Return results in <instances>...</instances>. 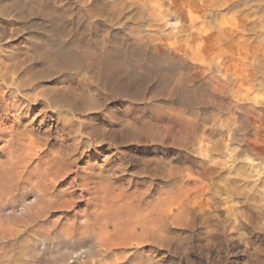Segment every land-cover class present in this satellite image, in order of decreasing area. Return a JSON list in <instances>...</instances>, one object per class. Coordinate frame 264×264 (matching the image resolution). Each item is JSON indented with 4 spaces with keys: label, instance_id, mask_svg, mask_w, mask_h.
I'll return each mask as SVG.
<instances>
[{
    "label": "rangeland",
    "instance_id": "374dc122",
    "mask_svg": "<svg viewBox=\"0 0 264 264\" xmlns=\"http://www.w3.org/2000/svg\"><path fill=\"white\" fill-rule=\"evenodd\" d=\"M32 47L100 136L0 186V264H264V0H0Z\"/></svg>",
    "mask_w": 264,
    "mask_h": 264
},
{
    "label": "bare ground",
    "instance_id": "6f19581e",
    "mask_svg": "<svg viewBox=\"0 0 264 264\" xmlns=\"http://www.w3.org/2000/svg\"><path fill=\"white\" fill-rule=\"evenodd\" d=\"M50 28L52 29V25ZM53 29L56 30V28ZM53 29L52 31L54 32ZM58 29L63 32V27ZM34 47L23 52L18 48H14L8 54H3L0 51V119L3 120L0 122L2 123L0 124V142L2 143L0 145V186L5 187V193L12 191L6 187L10 182L13 184L14 176L17 172L19 173L20 169H22L20 173L23 175H27L32 171L31 168L28 169L31 159L36 158L38 161L36 166L34 165L35 169L42 168L45 165L47 171L52 170L53 175L51 176L54 181L63 176L61 174L69 171L74 161L73 157L78 153L79 149L89 148L91 143L95 141V137L98 138L100 136V132L92 122L82 121V118L76 116L81 109L94 108L93 105L88 104L79 96L71 97V94L68 96L65 93V89L60 86L61 89L49 86L44 87L40 84L41 81L51 76L52 72L59 70L57 68L59 64L56 66V60L46 59L43 56L44 50L39 52ZM45 54L47 55V53ZM38 65L40 67H37ZM37 107H39L38 110H36ZM10 116H12V119H10ZM52 117L55 119H52ZM151 130L152 128L149 126L144 127L145 133ZM120 132L124 134H122L123 137L126 135L125 130L122 129ZM138 132V129L135 131L130 130L128 135L139 138ZM53 141L57 144L54 151L45 150ZM26 146L28 147L27 152L22 154L23 148ZM80 179L85 180L83 178ZM51 183H47V188L41 189L38 196L42 195L51 198L55 195L54 197H57V193L52 195ZM4 197L0 196V199ZM4 201L7 200L5 199ZM8 202V205L12 204L11 201ZM0 203H2L0 205H3L2 200H0ZM2 212L5 213V211H0V213ZM85 229L84 232L89 229V226L88 229L86 227ZM87 232L84 233V236H86L85 234L92 235V233ZM0 236L1 238L7 236L6 231H2ZM39 247L40 249L38 247L34 248V252L36 251V254L34 253L35 256L40 251L46 255V252H43L45 248L43 241L39 243ZM63 250H67V255L71 252V250L69 251L66 248ZM61 253L59 252V254ZM61 260L63 261V259Z\"/></svg>",
    "mask_w": 264,
    "mask_h": 264
}]
</instances>
